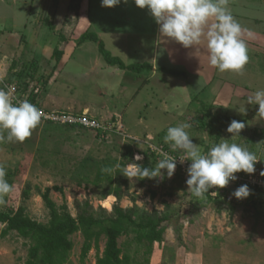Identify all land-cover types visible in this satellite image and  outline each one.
Segmentation results:
<instances>
[{
  "label": "rangeland",
  "instance_id": "374dc122",
  "mask_svg": "<svg viewBox=\"0 0 264 264\" xmlns=\"http://www.w3.org/2000/svg\"><path fill=\"white\" fill-rule=\"evenodd\" d=\"M230 1V10L234 14L264 20V0ZM60 2L61 0H0V54L5 53L9 57L6 58L9 65L0 68L3 72L1 74L0 71V89L2 85L13 81H25L28 88L39 91V104V97L57 79L55 74L51 79L50 59L53 51L60 45V36L52 37L50 25L55 20ZM70 3L71 1L68 2L69 5ZM63 9H68L65 3ZM71 9L73 14L66 21L64 32L69 38L73 35L71 49L78 47L82 61L80 60V65H76V61L70 62L56 86L50 89L59 94V106L66 105L65 112L81 115L78 110L67 111V104L74 103L70 94L75 92L79 97L75 96L74 99L88 105L92 113L110 110L113 115L121 113L126 110L124 107L128 108L135 90L142 85L143 77L119 68H108L92 77L86 71L94 64H91L92 61L100 57L97 45L89 40L80 45L79 39L87 31L96 33L106 44L107 50L113 56L121 58L125 64L144 63V60H148L151 49L153 50L151 25L155 20L151 14L146 19L130 17L131 14L140 15L143 12L134 0H128L127 3L121 0L114 8L102 7L101 0H72ZM81 10L91 17V29H88L86 17L79 28H76ZM145 12L144 10V14ZM4 36L5 42L2 41ZM138 47L141 49H137ZM37 63L40 64L41 71H34L33 77H27L32 72L29 67ZM14 64L16 71H9V67ZM29 69L31 70L27 73ZM20 72L24 73V77H18ZM169 74L174 72L169 71ZM2 75L7 77H1ZM160 75L152 82L149 96L143 92L137 103L140 104L143 97H150L145 101L150 103V109L145 111L142 107L141 112H136V108L129 107L124 127L119 126L118 120L112 118L116 122L117 131L104 140H98L95 133L86 129L79 131L41 121L23 142L0 140V166H3L6 173L4 179L13 185L11 193L0 196V210L16 212L23 204L22 191L29 184L31 196L25 204L26 214L33 221L44 225L49 223L50 213L38 190L44 192L46 189H50V196L56 205L59 208L66 206L74 217L75 200L80 203L89 201L95 210L102 208L109 213H112L116 205L122 209H135L136 220L143 213L156 217L168 215L169 221L164 223L166 230L163 242L155 243L150 254L146 241L138 243L135 227L129 226L127 232L118 238L121 257H128L124 264H171L173 256L172 264H264V189L260 191L249 186L250 196L239 200L232 193L240 185L231 183L225 188H211L209 192L196 196L188 191L187 175H179L178 166L172 178L167 177L165 170L162 178L148 180L143 186L139 185L134 176L126 175L127 165L134 162L133 158L126 155L129 149L134 151V156H143L137 163L143 162V154L149 155L150 145L158 150L166 147L171 151L173 149L164 141L167 128L189 124V118L201 115L199 110L202 108H199L198 103L196 106L193 100V94L196 93L193 90H197L194 88L201 85L190 84L189 87L181 78L162 73ZM128 77H134L135 81L131 83ZM124 85L125 90H122ZM139 114L143 115L140 126L134 123V118ZM105 119L100 121H108ZM208 121L213 124L211 130L193 126L186 129L193 143L200 146L203 153L220 142H217L216 136L221 122L215 119ZM56 129H69L79 133L69 136L67 143H61L54 134ZM224 134L222 132L221 138L230 140L229 143H237L255 155L260 151L257 147L261 142L259 138L256 139L257 144L250 146L257 134L246 133L234 136L233 139L231 135L229 139ZM6 135V131L0 130V136ZM135 137L141 141H136ZM57 143L62 146L57 147ZM173 151L175 155L186 159L182 150ZM254 167L256 171L264 172V161L255 163ZM104 168H111L112 172L102 171ZM98 172L116 179L115 187H120L123 192V198L119 202L114 196L103 200L102 187H105L106 180L97 185L95 181ZM120 173L126 182L119 179ZM167 205L170 207L167 208ZM4 228L5 225L0 223V264H25L29 248L35 243L30 238L21 237L16 231H11L3 238L1 232ZM70 239L74 249L68 264H81L84 238L77 233ZM106 242V237L102 236L98 249L93 248L82 264H97V259L103 256Z\"/></svg>",
  "mask_w": 264,
  "mask_h": 264
},
{
  "label": "clouds",
  "instance_id": "9594fccd",
  "mask_svg": "<svg viewBox=\"0 0 264 264\" xmlns=\"http://www.w3.org/2000/svg\"><path fill=\"white\" fill-rule=\"evenodd\" d=\"M128 0H124L127 3ZM228 0H134L137 7L148 9L159 26L161 38L175 41L184 48H196V55L207 58L210 66L219 72H238L248 63V52L241 39L242 26L234 18L227 7ZM121 0H101V6L114 8ZM203 50V51H201ZM12 90L0 89V130L6 131V137L0 140L23 142L28 139L33 129L41 121V111L28 100L13 101ZM247 104L258 105L257 117L264 119V90H257L247 97ZM246 111V109H245ZM191 125L183 123L167 128L164 137L173 150H182L185 158L191 161L187 168L188 191L196 196L209 192L211 188H225L230 181L238 179L237 173L252 174L255 171L256 156L237 143H229L228 139H220L207 153L193 143L186 129ZM245 128L243 121L232 120L226 131L240 136ZM231 139V140H232ZM155 148V146H153ZM142 155L136 154L134 162L127 165V176H142L144 179L162 178L166 170L167 177L174 176L177 159L168 153H161V158L152 168L143 167L139 163ZM102 171H112L104 168ZM0 166V196L13 190L4 176ZM264 176V172L261 173ZM232 195L239 200L250 196L248 185H240Z\"/></svg>",
  "mask_w": 264,
  "mask_h": 264
},
{
  "label": "crops",
  "instance_id": "0c3cea01",
  "mask_svg": "<svg viewBox=\"0 0 264 264\" xmlns=\"http://www.w3.org/2000/svg\"><path fill=\"white\" fill-rule=\"evenodd\" d=\"M70 1L72 3V0H61L59 6H57V10H56L57 12L55 13L54 16L55 20L53 24L50 25L51 29L53 30L50 33L52 34V37L53 35H56L54 37L60 36L59 31L65 30L64 28L65 26H67L66 21L73 14L71 13V11H73L71 9V3L70 5L68 4V2ZM64 3L66 4V8L68 9H63ZM231 5L232 2L228 0L227 7L229 8V10L231 8ZM144 10L146 11L145 12L146 14H144ZM230 11L234 16V18L242 26L243 31L241 34V39L245 42L247 46L249 59H248V63L244 66L242 70L238 72H231V71L223 72V73L219 72L216 68L210 66L205 56L196 55L195 47L186 49L181 44L175 41L168 40L167 38H161L159 33V26L154 21L152 22L151 25L153 31V40H152L153 50L151 49V52H149L150 54L147 56L148 60H144L146 62L136 63L139 65L149 64L152 67V69L150 71L137 73L138 76L137 75L136 76L143 77L144 80L142 82V85L138 87L137 90H135L136 93L133 97H131L130 102L128 103V108L134 107L136 108L135 110L136 112H141L140 108L144 107L145 111H148L151 106L150 103H147L145 101L149 100L150 97L148 98L143 97V100L142 101L140 100V104H137L139 103L138 101L141 94L143 92H146V95L149 96L150 86L153 84L152 82H154L155 78L158 79L157 77L161 76L160 73L170 75L169 71L174 72L176 74H171L170 76L183 79L185 81V84L189 85V87L190 84L201 85L198 88L193 86V88L195 87L194 89H197V90H193L196 91V93L194 92L193 94L194 97L193 100L195 101L194 103L196 104V106L198 103V105H200L199 108H202V105L205 104L206 106L210 107L211 112L214 115H220L229 118L230 119L229 123L232 120L243 121L245 123V128L241 131L240 135H246V133L248 134L254 133V135L257 134L254 142H252L250 146L253 147L254 145L253 143H256L257 138L260 139L261 141L260 144L258 145L256 143L258 149L260 150L258 151L257 155H255L257 156L256 163H258L259 161H264V119H260L259 117H257V111L259 106L247 104V97L254 94L257 90H264V20L256 19V18L254 19V18H249L238 14H234L232 12V9ZM80 13H78L79 19L76 28L77 29L79 28L81 23L84 21V18L86 17L88 24L86 25L88 26V29H91L92 28L91 20H90L91 17L88 16L87 13H84V10H81ZM149 14L150 13H148V9H143V12L140 15H135L134 13L133 15L131 14L130 17L135 16L141 19H146L147 15ZM145 23L146 21L143 22V24ZM2 41L3 42L6 41V36L2 37ZM72 41H73V35H71L70 38L68 37V41L66 42V44H64L65 47L64 54L59 62L53 57L55 50L52 53L50 59L51 60L50 66L52 63L51 66L52 74L50 76L52 79L53 75L55 74V76H57V79H54L53 84H51L50 87H48L44 95L39 97V104L38 102L37 104L38 107L41 109L43 108L48 111L65 110L64 108L66 107V105L59 106L60 105L59 102L61 101L59 94H57L55 91L54 92L51 91L50 88L56 86L55 84L59 81V77H62L61 75L66 70L70 62L76 61L77 63L76 65L78 64L80 65L81 63L80 60L82 58H79V56L82 55H80V51L78 50V47L74 50L71 49ZM61 46L62 44H60L58 48H61ZM74 46L77 45L74 44ZM137 49H141V48L138 47ZM140 52L143 55V51L141 50ZM6 58L9 57L6 56L5 53L0 54L1 69H3L6 65H9V63H7L6 61ZM91 64L93 65H91L86 72H88L89 75H92V77L94 75H99L98 72L100 71L108 70V68H119L118 66L108 65L101 56V54L100 57L97 60H93ZM126 65H133V64H126ZM36 66H37V72L41 71L40 64L37 63ZM119 69L123 70L121 68ZM9 71L12 72L16 71L15 64L12 65L11 68L9 67ZM9 71L7 72V76L9 74ZM72 73L73 72H70V74ZM1 74H3L2 71ZM7 76L2 75L1 77H7ZM120 77H122V75H120ZM128 78L129 80H131V83L135 81L134 77H128ZM122 90H125V85L122 86ZM75 96H78L77 93L71 92L70 97L73 98L74 103L71 104L70 102L69 104H67L68 106L67 111L78 110L80 111L78 112V114H82V113L88 114L92 118H96L98 120H102L104 118H106L105 120L115 118V120H118L119 126L122 125V127H124V121L127 115L126 110L128 109L127 107L126 108L124 107V109L126 110H124L123 112L121 113L118 112L114 115L111 110L109 112L101 111V113H92L88 105H85L82 101H78V99H74ZM36 100H38V98H36ZM142 117L143 115L140 114L137 115V118H134V123L140 126L141 123H143L141 122L143 121ZM228 125L229 124H227V126L224 128L223 133L225 132L224 136L227 135L228 136L227 138L230 139L231 134L226 131ZM67 128L77 129L79 131L85 130L82 128H75V127H67ZM79 131L74 132L72 130L70 131L69 129L68 130L56 129L54 134L59 142L67 143V141L69 140V136H73L75 133L78 134ZM143 131L145 132V128ZM89 136L92 137L91 134ZM134 139L138 142L141 141L140 138L137 137H135ZM60 146L62 145L57 143V147Z\"/></svg>",
  "mask_w": 264,
  "mask_h": 264
},
{
  "label": "trees",
  "instance_id": "16d2710c",
  "mask_svg": "<svg viewBox=\"0 0 264 264\" xmlns=\"http://www.w3.org/2000/svg\"><path fill=\"white\" fill-rule=\"evenodd\" d=\"M92 41L97 44L98 50L110 66H118L123 70H130L136 73L144 71H150L152 67L149 64H133L126 65L124 62L111 54L107 50L105 43L98 37L96 33L86 32L79 39V44H83L85 41ZM68 41V36L64 31L60 33L61 48H56L53 57L59 62L64 54V44ZM32 69L29 77L34 76V71H37L36 64L31 65ZM27 70V73L31 70ZM176 74V73H174ZM24 73H18L20 78L24 77ZM24 81V79H21ZM24 87V90L28 89L26 82H20ZM33 102V101H31ZM201 115L194 118H189V124L193 127H198L204 130H211L213 128L212 122L208 120H216L221 122V127L217 131L216 140H220L224 128L229 123V118L214 115L211 112L210 107L205 104L202 105L200 110ZM112 120V119H111ZM113 121V120H112ZM215 121V122H216ZM48 125H54L47 123ZM60 126V125H59ZM65 127V126H64ZM76 128V127H75ZM78 128V127H77ZM116 129L109 134L116 133ZM101 133V132H100ZM99 133V135H101ZM107 137L109 136L108 133ZM104 140V139H103ZM166 153L175 154V151H168V148H163ZM128 158L134 159V151L129 149L127 152ZM144 155V160L139 163L143 167L152 168L159 160L161 155H157L149 149V155ZM111 169V168H110ZM112 172V171H110ZM178 174L182 175L178 169ZM242 174L244 172H241ZM120 180L126 182L123 174H118ZM140 186H143L148 180L142 176H134ZM106 180L105 187L103 188V200L109 196H114L119 202L123 198V192L120 187H115V180L112 176H107L103 172H98L95 183L98 185L102 181ZM31 186L28 184L22 191L23 204L19 209L14 212L12 210H0V223L5 225V228L1 232V237H7L11 231H16L23 238H30L35 243L29 248L28 259L25 264H68L70 257L74 249L71 236L80 233L83 238V245L81 248L80 261L81 264L86 260L90 251L93 248L98 249V243L102 236L106 237L107 242L103 256L97 259V264H124L128 261V257H121L122 251L118 246V238L125 234L129 226H133L138 232V243L146 241L148 243V254L155 243L163 242V235L165 233L164 223L169 221V216H153V214L143 213L138 216V220L135 219L137 212L135 209H122L119 205L113 207L112 213L107 212L105 209L99 208L95 210L93 205L89 201L80 203L75 200L74 206L76 209V216H72L67 210L66 206L58 207L50 196V189H46L44 192L38 190L40 197L42 198L45 207L49 210L50 221L47 225L38 223L30 219L26 214V202L31 196ZM249 187V186H248ZM262 191V189L256 188ZM170 206L167 205V208ZM94 246V247H93ZM171 264L174 261V256L170 259ZM164 264H166L164 262Z\"/></svg>",
  "mask_w": 264,
  "mask_h": 264
},
{
  "label": "built area",
  "instance_id": "2783aa9c",
  "mask_svg": "<svg viewBox=\"0 0 264 264\" xmlns=\"http://www.w3.org/2000/svg\"><path fill=\"white\" fill-rule=\"evenodd\" d=\"M3 90L7 91L9 89L12 90V99L13 101L17 100H28L30 103L34 104L41 111V122L43 123H51L54 125L67 126V127H78L82 129H86L92 131L96 134V138L98 140H103L107 138L106 133H110L114 129H116L117 125L115 120L108 121H100L98 119L89 117L87 114L77 115L74 113L64 112V111H48L38 107L37 104V96L39 94L38 90H32L30 88L24 90V87L18 81H13L10 84L2 85ZM33 101V102H31ZM101 132V133H100ZM99 133L101 135H99ZM150 150L155 152L157 155H161V153H166L164 150H158L156 147L150 145ZM161 151V152H160ZM170 156L175 157L177 159V166L182 175H187V168L191 161H184L183 163L179 160L183 157L170 154ZM238 177L235 181H230L229 184L235 183L239 185H248L252 187H256L259 189H264V176L261 175L260 171H254L252 174L248 173H237Z\"/></svg>",
  "mask_w": 264,
  "mask_h": 264
}]
</instances>
